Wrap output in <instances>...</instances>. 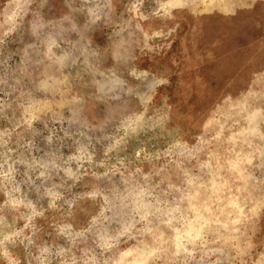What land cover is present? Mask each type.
Instances as JSON below:
<instances>
[{"label": "rangeland", "instance_id": "374dc122", "mask_svg": "<svg viewBox=\"0 0 264 264\" xmlns=\"http://www.w3.org/2000/svg\"><path fill=\"white\" fill-rule=\"evenodd\" d=\"M19 3L21 18L13 37L0 49V61L10 57L9 64L25 69L32 78L64 81L58 86L61 93L69 100L82 97L75 107L91 123L106 126L105 132H114L109 122L121 112L139 106L137 94L151 95L159 79H169V84L156 86L157 107L167 103L174 110L181 109V135L189 143H177L167 154L174 165L166 167L165 157H161L155 168L146 169V174L158 173L151 180L160 189L167 191L172 185L180 189L161 203L166 214L159 215V220L171 225L160 228L162 248L156 251L161 260L155 264H230L236 252L220 237L226 235L223 225L228 213L238 215L240 209L253 217L237 226L245 233L240 246L244 248L249 240L255 245L242 260L255 264L264 252V111L253 106V101L264 95V0H171L172 6L159 16L152 13L160 7V0ZM97 8L101 18L93 23L89 9ZM5 12L0 6V21ZM57 58L62 59L63 67ZM145 68L150 73L147 77L130 75L133 69L139 75ZM225 98H229L227 107L216 110ZM16 117L20 118L19 111ZM11 126L0 120V130ZM62 127L71 131L78 125L69 126L67 121L61 125L48 112L33 124L39 134L24 131L26 125L17 129L22 138L13 134L11 147L30 140L35 144L30 150L20 149L9 160H27L14 167L18 195L32 204L33 215L30 221L22 218L20 213L31 214L23 207L19 212L5 207L3 214L9 223L17 217V228L31 223L24 234L36 244L63 249L58 259L69 246L68 256L75 264H83V248L95 249L97 236L105 229L114 234L119 228L109 221L105 193L112 184L102 175L115 159L99 167L103 156L98 152L91 167L85 162L78 170L75 161L65 164L78 146L68 147L72 141L64 137ZM49 135H53L50 145L46 140ZM100 135L99 131L88 132L91 144L87 137L79 139L91 153L97 149ZM198 135L197 142L194 137ZM213 135H218L220 142L214 143L216 158L211 161L212 154L205 149ZM4 151L0 148V153ZM4 167L6 170L7 165ZM213 173L227 183L213 187ZM230 176L239 178L234 187ZM202 183L208 185L207 193L198 187ZM229 196L231 200L226 199ZM6 199L0 189V204ZM233 203L235 207H225ZM142 264H153V257ZM232 264H241V260Z\"/></svg>", "mask_w": 264, "mask_h": 264}, {"label": "clouds", "instance_id": "9594fccd", "mask_svg": "<svg viewBox=\"0 0 264 264\" xmlns=\"http://www.w3.org/2000/svg\"><path fill=\"white\" fill-rule=\"evenodd\" d=\"M26 2L27 0H25ZM13 5H15V10H13ZM0 6L6 9L4 18L0 21V49H2L16 32L18 19L21 18V5L19 0H0ZM171 6V0H160V7L152 15L159 16ZM89 13L93 18V23L100 20L99 8L89 9ZM166 14L170 16V13ZM141 19L147 20L148 17L141 15ZM154 35H159V33H154ZM50 51L49 49V54ZM9 59L10 57H7L0 61V120L7 121L12 125L11 128L0 130V148L5 149L0 153L3 156V164H0V189L7 194V199L0 204V264H66V262L75 264V260L68 256V251H71L69 246L65 247L68 251L64 252V256L58 259L60 252L64 251L63 249L58 251L57 248L54 249L49 245L36 244L30 235L24 234L25 229L29 228L31 223H25L23 228H17V217L13 216L12 222L9 223L3 214L5 207L10 208L13 212H19L23 207L30 209L31 214L24 216L23 213H20L21 217L29 221L32 218V204L26 203L18 195L20 186L16 183L17 170L14 167L15 163H27V160L21 158L12 163H9V160L20 149L30 150L35 147V144L30 140L27 144L17 143L15 147H11L10 143L14 133L17 137L22 138L23 134L17 132V129H21L25 125L27 128L24 131L32 130L34 135L39 134L33 128V124L41 120V117L46 116L48 112H51L53 118L61 125L65 121L69 126L78 125L71 131L61 128L64 137L72 141L68 147L78 146L76 154L68 155L64 161L65 164L75 161L78 170L84 166L85 162L91 167L94 165L98 152H102L103 156L99 167L107 165L108 160L115 159V163L111 167H107L102 175L108 177L112 184V188L105 193L109 198L108 211L111 213L109 221H115L119 224V228L114 231V234H109L105 229L103 235H96L95 249L83 248L81 253L83 264H142L150 256L153 257V264L161 260V256L156 251L162 248L160 228L162 225H171L170 221L159 220V215L166 214L162 212L161 203L173 191L180 192V189L175 185H172L167 191L160 189L159 185H155L151 180V176L158 175V173L149 171L146 174V169L155 168L156 162H159L161 157H165L166 167L174 165L175 161L170 159L167 154L175 144L189 143V140L181 135L179 121L184 115L181 109L174 110V106L167 103L162 107H157L159 100L157 99L156 86L169 84V79H159L156 86L151 88V95L137 94L139 106L121 112L118 119L109 122L114 128V132H105L106 126L91 123L87 116L82 115V110L75 107L83 101L82 97L73 96L69 100L61 93L58 86L62 85L64 81L53 80L52 83H49L48 79L32 78L25 74V69L9 64ZM57 59L63 67L62 59ZM149 74L147 68L140 71L139 75L135 69L130 73L137 79L147 77ZM128 91L131 93L132 89L130 88ZM57 96L60 98L57 99ZM229 98H225L221 104L217 105L216 110L227 107L225 101ZM154 101L155 103H153ZM149 105H152L151 109ZM253 106L264 111V95L258 96L253 101ZM65 109H67V115L64 114ZM17 111L20 112L19 119L16 117ZM206 123L207 119L204 121V124ZM44 126L47 127L46 122H44ZM95 131H99L101 135L96 139L97 149L90 153L83 147L79 138L87 137L91 144L92 138L87 134ZM194 139L198 142L199 135ZM46 140L50 145L53 135L46 137ZM105 141L107 143H104ZM218 142H220L218 135L208 138L205 151L212 154L211 161L216 158L213 146ZM20 155L22 157L23 153L21 152ZM34 163L36 162L34 161ZM218 164L219 161H217ZM5 165H7L6 170ZM33 166L29 165L30 168ZM212 168L213 164H211ZM80 175L82 176V174ZM92 175L95 176L96 172H92ZM229 179L232 180L234 187L239 178L230 176ZM217 180L222 182L218 184ZM210 183L213 187H222L227 181L223 177H219L217 173H213V180ZM198 187L205 193L209 191L208 185L205 183ZM237 191L239 192L240 188H237ZM229 192H231V188H229ZM226 199L231 200V197ZM209 200L214 202L212 197H209ZM225 207H235V204H226ZM228 216L227 223L223 225L227 230L226 235H222L220 239L236 252L232 261L239 259L241 264H244L242 257L248 254V250L255 245L249 240L246 246L241 248L239 241L245 233L241 232L240 227L237 226H243L253 217L245 213L243 209H240L238 215L230 212ZM232 216L236 218L232 219ZM96 249H99V252ZM255 264H264V252L259 254V260Z\"/></svg>", "mask_w": 264, "mask_h": 264}]
</instances>
